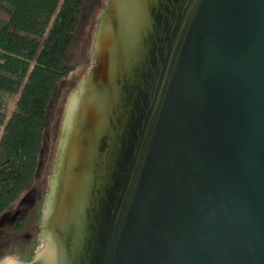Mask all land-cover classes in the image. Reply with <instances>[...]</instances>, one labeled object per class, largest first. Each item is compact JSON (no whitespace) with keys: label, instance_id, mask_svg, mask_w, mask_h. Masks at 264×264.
<instances>
[{"label":"water","instance_id":"obj_1","mask_svg":"<svg viewBox=\"0 0 264 264\" xmlns=\"http://www.w3.org/2000/svg\"><path fill=\"white\" fill-rule=\"evenodd\" d=\"M88 47L0 264H264V0H108Z\"/></svg>","mask_w":264,"mask_h":264},{"label":"trees","instance_id":"obj_2","mask_svg":"<svg viewBox=\"0 0 264 264\" xmlns=\"http://www.w3.org/2000/svg\"><path fill=\"white\" fill-rule=\"evenodd\" d=\"M83 3L0 0V220L37 182Z\"/></svg>","mask_w":264,"mask_h":264},{"label":"rangeland","instance_id":"obj_3","mask_svg":"<svg viewBox=\"0 0 264 264\" xmlns=\"http://www.w3.org/2000/svg\"><path fill=\"white\" fill-rule=\"evenodd\" d=\"M108 0H84L76 32L69 49L67 66H75L77 70L65 80L57 90L51 106V126L47 133L48 143L43 151L41 167L37 175V182L24 197L17 209L6 214L0 220V262L9 255L17 256L21 263H31L37 255L34 241L39 231L37 228L43 222V206L46 195V177L53 158L56 130L62 101L65 92L71 88L73 82H79L87 72L88 43L92 36V27L98 15L106 8ZM14 102H11V109Z\"/></svg>","mask_w":264,"mask_h":264}]
</instances>
